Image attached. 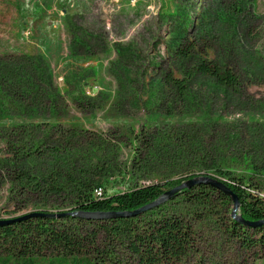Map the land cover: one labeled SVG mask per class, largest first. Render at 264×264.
I'll use <instances>...</instances> for the list:
<instances>
[{"label": "trees", "instance_id": "trees-1", "mask_svg": "<svg viewBox=\"0 0 264 264\" xmlns=\"http://www.w3.org/2000/svg\"><path fill=\"white\" fill-rule=\"evenodd\" d=\"M205 27L198 41L212 31ZM186 33L181 26L174 42L179 77L166 71L156 83L151 81L155 90L144 102L138 130L123 125L106 132L62 122L57 105L63 98L52 88L43 58L22 54L17 66L0 68V186H8L15 212L28 202L36 210L57 213L67 212L62 208L132 212L189 179L210 176L236 195L241 218L264 220V137L257 138L264 124L251 120L247 130L238 131L236 122L228 123L224 116L234 102L237 111L245 109L244 72L225 58L201 56L196 38L182 46ZM235 35L227 33V41ZM256 66L245 78L263 82L264 66ZM126 77L118 75L122 87L131 85ZM72 79L80 93L74 103L89 112L104 106L101 97H85L84 76ZM254 110L264 113V99ZM234 132H249L248 149L239 147L242 133ZM118 143L131 149L127 163L118 162ZM111 182L118 189L108 192ZM231 211V198L212 186L197 185L138 216L29 218L0 227V264H37L44 257H56L59 264H188L203 258V241L212 225L238 251L264 257V224L247 227Z\"/></svg>", "mask_w": 264, "mask_h": 264}, {"label": "rangeland", "instance_id": "rangeland-1", "mask_svg": "<svg viewBox=\"0 0 264 264\" xmlns=\"http://www.w3.org/2000/svg\"><path fill=\"white\" fill-rule=\"evenodd\" d=\"M181 26L187 28L182 46L197 39L201 30H207L205 26L211 27L202 40L197 39V52L208 60L225 58L244 72L245 109L237 111L234 102L223 113L225 120L236 122L238 131L247 130L251 120L264 124V113L254 110L264 99V81L253 83L245 78L250 70L257 71V63L264 66V0H0V68L17 66L22 54L43 58L44 68L52 75V88L63 98L57 105L62 122L106 132L123 125L138 130L145 118L144 102L155 90L151 81L156 83L166 71L179 77L173 49ZM234 31L235 37L227 41V33ZM201 47L207 50L205 56ZM23 64L30 68L29 63ZM77 74L85 77L81 81L85 97H101L98 101L104 106L89 112L74 103L80 94L72 79ZM123 74L131 84L125 88L118 78ZM103 94L108 97L104 99ZM234 133H242L239 147L248 149L249 132ZM262 137L264 132L257 134ZM2 145L0 141V157ZM123 145H117L118 162L127 163L131 149ZM117 186L109 183L108 192ZM10 196L8 186L1 185L0 220L33 212L57 213L36 210L33 202L15 212ZM206 236L203 258L188 264H264V257L238 251L218 226L212 225ZM37 264L59 263L56 257H44Z\"/></svg>", "mask_w": 264, "mask_h": 264}, {"label": "water", "instance_id": "water-1", "mask_svg": "<svg viewBox=\"0 0 264 264\" xmlns=\"http://www.w3.org/2000/svg\"><path fill=\"white\" fill-rule=\"evenodd\" d=\"M197 185H208L216 188L221 193H223L225 196L231 198L232 201V211H231V217L238 221L240 224L245 225L247 227H258L264 224L263 221L259 222H249L245 221L243 218L239 216V209L240 204L236 197V195L222 182L210 177V176H196L192 179H189L180 185L164 192L161 196H159L156 200L132 211V212H126V213H77L72 211H67L66 213H47V212H33L24 216H19L15 218H10L7 220H0V227L11 225L13 223H17L29 218H46V219H54V218H61L65 216H71V217H78L83 218L86 220H104L109 218H123V217H132V216H138L144 212L153 210L157 207H159L162 204H165L166 202L170 201L177 193L184 189H189L193 186Z\"/></svg>", "mask_w": 264, "mask_h": 264}, {"label": "built area", "instance_id": "built-area-1", "mask_svg": "<svg viewBox=\"0 0 264 264\" xmlns=\"http://www.w3.org/2000/svg\"><path fill=\"white\" fill-rule=\"evenodd\" d=\"M100 194H101V191L100 190L96 192V195L99 196Z\"/></svg>", "mask_w": 264, "mask_h": 264}]
</instances>
